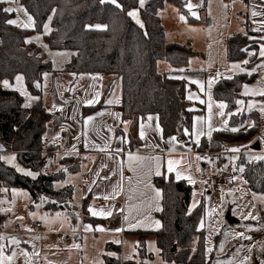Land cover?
Listing matches in <instances>:
<instances>
[{
	"label": "trees",
	"instance_id": "16d2710c",
	"mask_svg": "<svg viewBox=\"0 0 264 264\" xmlns=\"http://www.w3.org/2000/svg\"><path fill=\"white\" fill-rule=\"evenodd\" d=\"M25 10L34 19L33 29H24L7 23L12 17L0 7V79L10 83L17 73L23 75L26 89L35 97L33 103L23 105L21 94L13 88L0 85V143L5 150L13 152L22 167L33 175L18 171L0 159V184L6 188H23L34 198L48 197L46 207L63 208L71 197V189L54 190V181L64 176V171H43L46 157L42 152L44 133L50 112L41 100L42 74L52 70L50 61L45 60L39 47L28 42L27 37L41 30L49 19L50 32L45 35L50 48L71 50V56L63 71L101 73L109 77L106 93L116 80L121 86V117L128 121L126 134L128 148L140 144L137 134L139 119L156 113L164 136L173 135L187 144L192 143V102L186 98L188 85L183 78H172L157 71L156 63L163 59L177 67L180 72L188 64L193 50L187 44L168 42L160 21L158 10L166 2L174 3L185 12V0H20ZM119 5V6H117ZM139 7L142 24H137L129 15ZM193 20L194 18H188ZM100 27H96V26ZM245 32L226 37L225 48L228 60L247 59L245 71L230 78L215 82L212 95L225 103L229 113V125L237 126L246 117L245 113H234L237 100L241 97L243 83L254 78L252 71L258 61L259 40L251 31V22L245 21ZM97 106L84 108V113ZM256 115V114H255ZM247 131L215 130L209 139L202 138L197 146L211 151H222L226 141L239 140L251 135L257 124ZM116 132H121L118 128ZM240 156L237 168L251 191L264 193V159L247 162ZM65 159V158H63ZM72 169V167H70ZM162 189V208L159 216L162 226L154 231L156 246L163 264H210L205 251V233L200 226L204 206L189 208L193 195L192 186L185 180H176L171 173L156 180ZM62 203V204H59ZM88 199H83L84 217L91 223L103 222L90 217L87 212ZM140 234V249L144 251V236ZM175 246V250L172 247ZM108 248L116 246L108 245ZM105 264H147L144 261H122L105 256Z\"/></svg>",
	"mask_w": 264,
	"mask_h": 264
},
{
	"label": "crops",
	"instance_id": "0c3cea01",
	"mask_svg": "<svg viewBox=\"0 0 264 264\" xmlns=\"http://www.w3.org/2000/svg\"><path fill=\"white\" fill-rule=\"evenodd\" d=\"M245 1L248 2V0ZM252 2L251 12L253 11L257 14L253 15L252 13L251 15L250 12H245L248 18H243V28L235 33L245 32V21L249 20L254 37L258 40L260 39L257 48L258 55L259 46L261 43H264V0H252ZM0 7L2 9H14V11H11L12 17L9 19L17 21L13 25L24 29L34 28V19L25 10L20 0H0ZM29 17H31V24L33 26L24 27V24L29 23ZM164 33L165 39L168 42L186 44L177 37L168 40L165 29ZM32 34L33 32L28 36L27 41L39 47L40 53L44 56L45 60L50 61L52 65L51 71L42 74V83L40 84L42 103L50 112V117L46 122L44 137L52 146L50 160L46 162L49 170L44 172L64 171V176L60 179L63 180L67 173L83 167L80 180V199H78V202L73 201L74 188L71 184L57 188L54 185L56 181H54L52 186L54 190L71 189V197L64 202L63 208H47V201L52 200L45 196L41 197L39 204L41 210L49 213V216H51V213L54 214L60 211L61 215L66 217L67 224L63 232H72L77 235L81 228L91 227L90 225H92L94 228L103 229L99 230L103 234L109 237L119 236L122 240L126 237L134 238L133 236H140L137 231H149L150 233L148 234L155 237L153 232L159 230L162 226L159 216L162 208V189L156 182L158 177L171 173L174 179L178 180L176 178L178 172L181 179L187 183L189 182L183 176H190L193 181L199 184L201 179H198V177L193 175L194 173L191 172V174L186 170L187 167H190L196 174L194 162H200L203 168L209 165L213 173L208 178L216 177L218 179V169L222 168L228 159L236 161L238 158H236L235 154L238 152L242 154L243 159L247 162L259 160L257 157H264V149L260 141H255L259 143L260 147L258 150L251 148L255 143L257 126L261 122L259 111L252 110L246 112L244 109V111L240 112L237 110L240 101L246 102L249 98L260 95L243 93L244 86L248 82L242 84L240 89L241 97L237 100L239 103L236 104L234 113H245L246 117L244 120L247 117L252 118L253 125L249 126L246 130L238 129V125L241 122L237 126L229 125V113L225 110V107H220V104L225 105V103L215 99L212 95V89L216 81L221 78H230L246 70L244 67V61H247L246 58L238 60L241 61L243 71L239 69L233 73L230 72V76L218 75L220 77H215L212 80H209L208 72L203 69V65L195 67V65L190 64L191 58L198 55L197 51L191 47V44L187 45L191 47L194 53L190 56L188 64L183 68H179L182 70L180 72L175 71L177 67L170 65L168 62L162 65L163 69L160 71L158 63L162 59L158 60L156 63L158 72L166 73L167 76L172 78H183L188 85H192L186 91V98L192 102L190 108L193 110L192 143L187 144L173 135L164 136L158 115L156 113H149L144 119H139L138 121L137 134L140 144L129 149L126 134L130 128V123L122 121L121 117V108L119 106L121 102L120 82L118 80L114 81L110 89L105 93L104 89L109 80L107 75L63 71L65 63L71 56V50L50 48L48 44L45 45L44 43L39 45L31 38ZM231 34L226 33L219 40L226 58L225 39ZM191 43L193 44L192 41ZM205 43L208 46V38H205ZM224 54L221 53V56ZM202 56L204 57L203 54ZM227 61L233 63L236 60H228L227 58ZM256 69H258L257 65L252 70L254 78L250 82H253L257 78ZM4 81L8 82L9 87L4 86ZM209 81H212L211 87H209ZM13 83H10L6 79H0L2 87L17 90L24 100L19 89L13 87ZM34 100L35 97L33 96L28 106ZM90 101L92 103H89ZM109 101L112 102L109 103ZM99 103L98 107L85 113L83 112L84 108L97 106ZM244 108L246 107L244 106ZM256 116L258 121L255 125V133L253 132L251 135L239 140L226 141L222 151H211L207 148L199 150L197 148L201 139L203 137L209 139L215 130H231L235 128L237 131H247L254 126ZM90 117L92 119H89ZM208 124L212 129L210 136L208 135ZM118 128H121V132L119 133L116 132ZM235 141L243 143L238 148L239 151H232L228 148L229 143ZM11 155L15 157L16 162L20 165L15 154L5 150L0 143V157H10ZM2 160L6 163L5 159ZM169 160L176 162L172 166L173 171L168 170ZM157 172L160 174L157 175ZM1 188L5 189V194L4 192L2 193ZM15 188H6L0 184V206L3 199L7 198L11 200L13 198L12 190ZM15 193L18 194L17 192ZM84 198L88 199L87 214L95 219H101L103 222L91 223L84 217L81 207ZM90 208L97 214L93 215L89 211ZM72 211H78V217H75ZM102 212L103 214H101ZM108 213L111 214L108 215ZM17 214L18 208L15 203H11L7 212H2L0 208V237H2L0 238V244L2 246L3 244L6 245V241L9 238H20L27 234H37L44 238V235L49 233L47 230H42L43 223L38 219L27 221L28 219L24 218L25 222H28L26 225L23 221H20ZM25 216L28 217V214H25ZM36 221L41 223L39 228H35L33 225ZM157 222H159V226H157ZM131 225L138 226L131 227ZM117 229L121 230L117 231ZM22 244L29 248L27 243ZM110 245L116 246L113 247L115 250L119 246L112 243Z\"/></svg>",
	"mask_w": 264,
	"mask_h": 264
},
{
	"label": "rangeland",
	"instance_id": "374dc122",
	"mask_svg": "<svg viewBox=\"0 0 264 264\" xmlns=\"http://www.w3.org/2000/svg\"><path fill=\"white\" fill-rule=\"evenodd\" d=\"M203 2L205 6L202 5ZM227 3V0H185V12L180 11L174 3L169 2H166L158 10L167 39L177 37L183 40L184 43L191 44L198 55L191 58L190 64L195 65V67L203 65V69L208 72L209 80L220 77L218 75L230 76V72L233 73L242 69L241 61L236 60L233 63L227 61L219 40L226 33H235L243 28V18H248L245 12L248 11L251 15L254 13L251 12L253 2L252 0H248V2L245 0H232L229 2L231 6L229 9ZM189 4L192 5L191 9L188 7ZM142 5L140 4V6ZM130 12L136 13L135 17H131L137 24L141 25L142 19L139 15V7L132 9ZM193 12L196 13L195 16L192 15ZM188 18L194 19L189 20ZM45 25L48 26L47 29ZM50 29L48 19L41 30L33 31L31 38L39 45L43 43L46 45L45 35L50 32ZM205 38H208V46L205 43ZM262 48H264V43L259 46L258 57L260 59L257 63L258 69H256L257 78L253 82L246 83L245 86L247 87L244 86L242 91L243 93L260 96H253L246 102L240 101L237 110L240 112L244 109L246 112L259 111L261 122L257 126L256 133L254 132L256 136L254 142L260 141L264 149V96H262L264 95L262 94L264 93V56L260 55ZM221 53L224 55L221 56ZM166 62L163 59L159 61L158 69L160 71L163 69L162 65L167 64ZM233 65H239V67H233ZM17 77L22 79L18 81ZM13 82V87L18 88L24 97L23 104L29 105L33 96L25 88L23 75L17 73ZM250 105L251 107H249ZM251 125H253L252 118L247 117L244 121H241L238 129L246 130ZM242 144L241 141L231 142L228 148L230 150L238 149ZM42 147L47 162V160H50L52 146L49 142H44ZM235 156L240 158L242 154L238 152ZM10 158H12L11 164L5 159L8 165L23 169L22 173H29L27 169L18 165L14 156L11 155ZM236 161L228 159L227 163L218 169L219 184L212 191H202L199 184L193 181L192 178H190L192 182H189L187 178L190 176H183L193 186L189 208L192 209L193 205L196 206L200 202L203 203L204 213L200 226L205 233L206 255L209 257L210 252H213L210 264H264V193L251 191L248 188L241 175V168L236 167ZM194 163L196 174L193 169L187 167L186 170L189 173H194L193 175L198 179L208 178L212 175L213 170L209 165L203 168L200 162ZM49 168L51 169V167ZM46 170L49 169L45 164L43 171ZM82 173L83 167H80L76 171L67 173L63 180L56 181L54 185L61 188L64 185L71 184L74 188L73 201L78 202ZM33 176H35V173H33ZM1 191L5 194L4 188H1ZM12 196L11 200L7 198L2 200L0 206L2 212H7L11 203H15L18 208L17 217L20 221L27 225L28 222L26 223L25 219H28L27 221L38 219L43 223L42 230H47L49 233L44 235V238L37 234H27L20 238L7 239L6 245L3 244L2 246L0 244V264H105V256L116 257L123 261L132 260L136 262L144 261L147 264H163L154 235L146 234L144 236L143 244L146 254L144 255L140 249V236L138 235L133 236L134 238L126 237L122 240L119 236L109 237L97 228L92 227V225H90L91 227L81 228L77 235L72 232H63L67 224L66 217L61 215L60 211L54 214L51 213V216H49V213L41 210L39 207L41 196L34 199L23 188L13 189ZM228 212L231 217L236 218L238 221L228 222L226 219ZM77 213L78 211H72L75 217H78ZM25 214H28V217ZM252 217H256V219H252ZM109 242L120 247L118 246L116 250L108 248ZM22 243H27L29 248Z\"/></svg>",
	"mask_w": 264,
	"mask_h": 264
},
{
	"label": "snow or ice",
	"instance_id": "6c2138e0",
	"mask_svg": "<svg viewBox=\"0 0 264 264\" xmlns=\"http://www.w3.org/2000/svg\"><path fill=\"white\" fill-rule=\"evenodd\" d=\"M112 3H116V0H112ZM141 4H143V0H141ZM117 6H119V5H117ZM188 7H189V9H191V7H192V5L191 4H189L188 5ZM4 11L5 12H11V11H14V9H12V8H5L4 9ZM257 13H253V15H256ZM129 15L130 16H133V17H135L136 16V13L135 12H130L129 13ZM192 15H196V13L195 12H193L192 13ZM29 19V23H27V24H24L23 26L24 27H31V26H33L32 24H31V17H29L28 18ZM181 19H183V17H181ZM137 22L139 23V21L137 20ZM7 23H9V24H16L17 23V21L16 20H8L7 21ZM47 25H45V28L47 29ZM96 27H100V26H96ZM62 55V54H61ZM260 55L261 56H264V48H262V50H261V52H260ZM244 63H247V61H244ZM233 67H239V65H233ZM242 71H243V69H241ZM22 78L21 77H17V80L18 81H20ZM3 84H4V86L5 87H9V84H8V82L7 81H4L3 82ZM211 84H212V81H209V87H211ZM245 87H247V86H245ZM247 94V93H246ZM262 94H264V93H262ZM191 98V97H190ZM112 101H109V103H111ZM89 103H92V101H90ZM237 103H239V101L237 102ZM25 106H28V105H25ZM220 107L221 108H224L225 107V105L224 104H220ZM249 107H251V105L249 106ZM89 119H92L91 117L89 118ZM199 119V118H198ZM232 131H237V129H235V128H233V129H231ZM211 131H212V129H211V127L209 126V132H208V135L210 136L211 135ZM201 134H203V133H201ZM232 151H239V149H232ZM0 159H7L8 160V162L9 163H11L12 162V158H6V157H0ZM133 159H135V157H133ZM158 159V158H157ZM257 159H264V157H257ZM174 163H176L175 161H172V160H169L168 161V170L169 171H173V164ZM18 171H21V172H23L24 170L23 169H18ZM241 171H243V169H241ZM160 173L159 172H157V175H159ZM27 175H33V173H31V172H29V173H27ZM176 178L179 180V179H181V176H180V174L177 172V175H176ZM187 179H189V182H192L191 181V179H190V177L189 178H187ZM107 198V197H106ZM195 205H193V207H194ZM89 211L90 212H92V214L93 215H96L97 213L94 211V210H92L91 208L89 209ZM101 214H103V212L101 213ZM111 213H108V215H110ZM247 218V217H246ZM252 219H256V217H252ZM136 226H138V225H131V227H136ZM157 226H159V222H157ZM98 230H103V229H98ZM121 229H117V231H120ZM240 235H242V234H240ZM0 238H2V237H0Z\"/></svg>",
	"mask_w": 264,
	"mask_h": 264
},
{
	"label": "built area",
	"instance_id": "2783aa9c",
	"mask_svg": "<svg viewBox=\"0 0 264 264\" xmlns=\"http://www.w3.org/2000/svg\"><path fill=\"white\" fill-rule=\"evenodd\" d=\"M228 3H227V8H231L230 6V3L232 0H227ZM203 6H205V3L203 2L202 3ZM1 43V41H0ZM46 143H48L47 140H45ZM219 184V180L215 177H211V178H204V179H201L199 181V185H200V188L202 189V191H212V190H215L217 188ZM34 227L35 228H39L41 223L39 221H36L33 223Z\"/></svg>",
	"mask_w": 264,
	"mask_h": 264
},
{
	"label": "water",
	"instance_id": "95a60500",
	"mask_svg": "<svg viewBox=\"0 0 264 264\" xmlns=\"http://www.w3.org/2000/svg\"><path fill=\"white\" fill-rule=\"evenodd\" d=\"M259 147H260V146H259V143H258V142H255V143L251 146V148L254 149V150H258ZM226 219H227V221L230 222V223H233V222H237V221H238L236 218L231 217L229 212L226 214ZM172 250H175V246L172 247Z\"/></svg>",
	"mask_w": 264,
	"mask_h": 264
}]
</instances>
